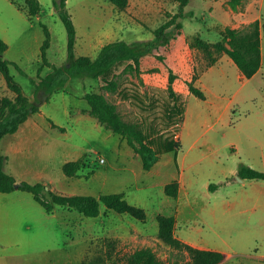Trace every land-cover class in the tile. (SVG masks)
Here are the masks:
<instances>
[{"label":"rangeland","instance_id":"1","mask_svg":"<svg viewBox=\"0 0 264 264\" xmlns=\"http://www.w3.org/2000/svg\"><path fill=\"white\" fill-rule=\"evenodd\" d=\"M213 1L191 0L185 8V18H180L184 22V33L169 45H159L144 55L138 67L126 61L116 66L106 79L74 76L71 77L69 88L74 94H79L84 89L87 92L100 93L115 106L126 121L141 124L142 117L148 115L147 126L151 130L155 126L157 129L162 128L164 122L170 118L167 116V108L173 101L167 89L170 71L178 63V54L187 48L198 47L201 55L196 56L197 66L194 68V73H198L211 58L198 43L196 44V37L212 41L211 43H227L221 36L223 27H213L217 21L210 13L209 5ZM253 1L250 0L249 3ZM40 2L41 14L31 19L24 0H19L24 8L10 0H0V37L9 44L5 56L17 62L25 71L22 73L11 66L15 80L33 99L41 92L40 68L43 67L40 72L43 77L52 71L51 67L43 66L41 46L45 40V32L41 23L48 25L52 33L47 59L60 66L68 63L67 29L55 10L54 0ZM176 2L151 0L150 4L141 5L137 0H132L124 10L119 9L110 0H67V6L81 32L86 29L89 36L95 35L94 45H100L119 39L129 42L153 40V30L169 19L170 13L179 12V3L175 4ZM191 12H194L195 16ZM262 21L264 53V13ZM102 30H105L104 35L97 40V36L102 35ZM86 44L87 39L82 36L78 54L81 55ZM210 51L211 57L225 54L217 52L214 48H210ZM237 70V64L228 61V58H223L210 69L205 75L209 85L206 90L207 100L192 92L183 97L181 89L186 90V86L183 82L176 83L178 104L184 110L188 108L189 113L182 127L185 138L180 149L175 152L186 155L188 164H193L187 168L186 178L192 179L195 184L191 191L190 203H179L183 206L184 213L181 225H188L189 233L193 234L195 239L220 241L222 237L233 242L236 239L243 240L245 233L241 234V231L249 229L247 218L233 219V224H230L223 207L219 208L223 213L213 211L214 208L218 209L216 205L220 204L221 196L245 192L244 188L240 187L241 179L238 173H232V168L239 171L241 164H249L250 161L259 167L262 164V149L252 145L250 133L255 130V136L264 137V129L259 133L256 129H250V122L244 118L246 114H264V63L261 72L249 83L238 77ZM0 75L5 80L1 72ZM203 91L206 92L204 89ZM131 92L143 95L148 102L147 110L137 107L131 100ZM10 93L12 95H9ZM5 95L14 96V93L6 82L3 84L0 81V100ZM61 97V94L56 96L55 105L61 103ZM213 101L223 105L231 102V105L225 110L222 107L217 108ZM70 102L71 108L74 109L73 116H64L63 119L68 132L55 130L52 136H55L57 141L51 146L53 155H41L36 162L41 173H45L43 178L48 182L46 190L49 193L63 191L67 192L66 194L94 196L125 192L131 203H139L137 205L145 208L147 219L143 221L129 213L108 210L104 204L101 205V214L96 217L87 216L65 205H57L54 212H48L38 202L34 213L30 207L24 212L26 222L35 213L42 214V217L34 219V228L24 229L20 226L14 230L8 227L7 232L0 233L2 243L22 241L44 244V247L63 248L64 251L74 254V262L77 264H130L129 260L142 250L151 251L161 264L190 258L189 251L174 247L160 237L158 215H174L178 207L176 198L166 194L163 185L165 180L177 172L175 158L172 162L168 157H175V153L165 155L164 163L156 166L155 171L146 170L140 155L110 126H96V121L77 117L75 107H90L86 99L80 101L71 97ZM176 119L178 120L179 116H176ZM180 124L181 121L171 125L172 139L174 132L176 139L180 138ZM75 157L85 158L83 167L77 176L68 177L61 167L62 163ZM223 168L227 169L225 176V172L222 173ZM30 178L37 180L34 176ZM208 178H211L212 183L218 184V187L208 189L204 184ZM25 192L34 199L31 192ZM262 221L264 219L260 218L251 221L255 234L259 236L257 247L261 246L264 235V229L258 227L262 225ZM10 249V246L4 248L0 245V253L16 252Z\"/></svg>","mask_w":264,"mask_h":264},{"label":"trees","instance_id":"2","mask_svg":"<svg viewBox=\"0 0 264 264\" xmlns=\"http://www.w3.org/2000/svg\"><path fill=\"white\" fill-rule=\"evenodd\" d=\"M20 8L19 0H10ZM119 9L124 10L129 6L130 0H110ZM179 3V12L170 13L169 19L153 30V40H136L129 42L125 39H119L105 44L99 55L95 58L88 55H78L76 44L78 39L77 27L74 23L71 12L67 6V0H54L55 10L63 20L68 34V63L57 65L47 59V49L51 46L52 33L48 25L41 23L45 40L41 46L43 66H49L52 71L45 77L39 76L41 81L39 88L41 92L35 99L31 98L23 89V86L17 82L11 73V66L16 67L22 73L25 71L20 65L8 59L5 54L9 48L6 40L0 37V72L3 74L6 83L14 96L5 95L0 100V192H12L16 189L31 192L37 202L45 207L48 212H53L57 205H65L75 208L87 216L96 217L102 212L101 205L104 204L108 210H115L119 213H129L140 219H147L145 208L131 203L125 192H109L100 196L82 195V194H63L46 190V184L43 182L32 183L26 180L19 181L14 175L7 172L6 163L8 156L3 153L1 142L5 135L16 132L32 114L40 111L42 104L50 101L52 95L64 88L71 77H90L94 79H106L113 69L130 61L135 67H138L144 55L151 52L155 47L169 45L172 40L177 39L184 33L185 7L191 0H176ZM244 0H230L233 6L242 4ZM28 16L33 19L42 12L40 0H24ZM194 15V12H191ZM181 18V19H180ZM262 19H256L251 23L233 28L227 26L221 32L225 38L226 44L221 41L211 43L208 40L196 37L195 42L207 52L210 64L217 61V57H211V49L217 52H225L231 57L246 77H252L262 67ZM196 77V76H195ZM177 75L170 71L168 81V93L172 98V103L168 106V118L162 128L153 127L152 130L147 126L148 115L142 117L141 124L126 121L122 114L117 111L104 96L100 93L89 91L84 98L91 106V112L103 124L120 134L127 140L129 145L140 155L143 161V167L146 170L151 169L159 160L160 156L169 151H177L181 147V141L176 139L174 132L173 139L171 125L184 119V108L178 104V95L174 87ZM189 90L200 98H205V92L197 87L193 81H187ZM131 100L137 104L140 110H147L148 102L139 92L129 93ZM171 114V115H170ZM179 116V119H176ZM179 128V127H178ZM177 130V129H175ZM85 158L71 160L64 164L63 171L69 176H77L83 167ZM238 175L244 179H264V171L256 169L248 164H241ZM218 184L212 183L210 188H217ZM165 192L169 196L177 197L179 194V181L172 180L165 185ZM158 221L160 225V237L170 245L179 249L189 251L190 258L174 261L171 264H219L226 258V254L221 251L206 250L193 247L175 235L176 218L174 215L159 214ZM130 264H161L149 250H142L138 255H134Z\"/></svg>","mask_w":264,"mask_h":264},{"label":"crops","instance_id":"3","mask_svg":"<svg viewBox=\"0 0 264 264\" xmlns=\"http://www.w3.org/2000/svg\"><path fill=\"white\" fill-rule=\"evenodd\" d=\"M247 1L248 0H244L242 4H239L235 7L231 4L230 0H214L209 5L210 13H212L215 18H217V21H215L213 27H223V29H225L227 26L240 28L256 19H262V15L264 13V0H254L250 3V0L248 2ZM131 2L132 0H130V3ZM137 2L143 5V3L150 4L151 0H137ZM175 4H177V2ZM76 27L78 33L76 52H78L79 43L82 39V36H84L87 39V44L84 48V51H81V55H88L93 58L97 57L102 47L107 43L103 42L100 45H94L95 43L93 42V40L95 38V35L89 36L86 29L81 32L77 24ZM104 31L102 30L103 33L101 36H97V40H100L102 38V36L104 35ZM198 54L201 55L200 49L198 47L187 48L184 52L181 51V53L178 54V63L175 67H172L173 72L175 73V75H177V78L174 82L175 89L176 83L178 82H183L186 86V90H184L183 88L181 89L183 97L191 93L187 85V81H193L197 87L200 86L202 90L204 89L206 91L209 87L205 77L208 71L215 67L223 58H228V61L232 63L234 62V60L229 57L227 53L222 54L219 57H217L216 55L217 61L214 64H210L208 62V64L204 66L203 70L198 71V73H194V68L197 66L196 56ZM262 68L263 64L261 69L249 78L243 74L239 67L237 70V74L239 78L245 79L246 82L249 83L250 80H252L257 74L261 72ZM0 78V81H2L4 84V82L6 81L2 79V77ZM70 81L71 78L64 88L56 91L52 95L50 101L42 104L40 111L32 114L23 124H21L20 128L16 132L9 133L2 139V151L8 156L5 168L7 172L14 175L19 181L27 180L32 183H48L47 180L43 178L45 173H41L40 167L37 166V159L39 156L44 154L53 155V153H51V146H54V142L57 141L55 136H52L55 130H62V132L64 133L68 132V128L63 119L64 116H73L74 109L71 108L70 98L73 97L77 100L82 101V99H85L84 95L87 93L86 89H84L79 94H74L69 88ZM60 94L62 96L60 99L61 103H57L55 105L54 102L56 101V96H59ZM9 95L12 94L10 93ZM202 99H208L207 91L205 92V98ZM213 103L217 105V108L222 107L225 110H228L231 105V102H228L225 105H223V103H216L214 101ZM75 109L77 110V117H79L80 119L91 120L93 122L96 121V126H98L97 124L105 126L94 114H92L91 106L75 107ZM188 113L189 109L186 108L184 110V119L183 121H181L180 131L178 134L180 135L179 140L181 142L183 141V138H185L183 137L182 127L184 126L183 123L186 122V116ZM246 115L247 116H245L244 119L245 121L247 119L248 122H250V129H256V132L258 131V133L264 129L263 113ZM252 132L254 133L255 130ZM253 133H250V141H252L253 146L262 149V164L259 167L256 163L250 161L248 165L254 168L257 167L264 169V137L255 136ZM246 134L248 135L247 131ZM173 152L175 153V157H172L173 155H168V157L172 162L173 158H175L177 164V172L173 173L168 178V180H165L163 182V185L165 187V185L172 180L179 181V194L177 197H175L178 202V207L176 208V212L174 214L176 218L175 235L183 242L193 247L224 252L226 254V258L219 264H264V235L261 246L257 247L256 244L259 243V236L255 234V231L251 225V221L254 219H264V179L242 178L240 187L244 188L245 192L237 193L235 195L231 194L221 196V200L219 201L220 204L216 205L218 209L214 208L213 210H218L223 213V211L219 209L223 207L224 214L226 215V218L229 220L230 224H233V219L240 217L247 218L249 220V229L241 231V234L245 233V237L243 240L236 239L232 242L229 241V239L222 237L220 241L203 238L195 239L193 234L189 233V226L186 225L184 227L181 225V221L184 218V213L183 206H180L179 204L180 202L185 203V201L190 203L192 194L191 191L195 184L192 179L188 180L186 178V171L187 168L192 167L193 164L190 162L188 164L187 156L180 155L179 151H169L163 153L160 156L159 160L155 163V165L149 170L155 171L156 166H160L162 163H164L163 157ZM77 159H79V157H75L73 160ZM68 161L71 160L67 159L62 163V169L64 164ZM226 170L227 169L225 168L222 169V173L225 172L224 176L226 175ZM231 171L232 173L233 171L238 173L237 168H232ZM31 176L36 177L37 180H31ZM204 184L208 189H211V178H208ZM62 193L66 194L67 192L62 191ZM37 203L38 202L35 200V198L33 199L30 195H28L24 190L21 189H16L12 192H0V233L7 232L8 227L14 230L20 226L24 229L34 228V219L42 217V214H40L39 212L36 215L35 213L26 222V215L24 216V212H26V209L30 207L31 212L34 213V209ZM55 209H57V206ZM263 222L264 221H262V225H258V227H262L264 229ZM1 236L2 234H0V245H2L4 248H8L10 246V250H14L16 252L10 254L0 253V264H77L74 262V254L72 252L64 251L63 248L44 247V244L26 243L22 241L6 242L5 244H3ZM40 246H42V248H40ZM37 250L38 252H36Z\"/></svg>","mask_w":264,"mask_h":264},{"label":"water","instance_id":"4","mask_svg":"<svg viewBox=\"0 0 264 264\" xmlns=\"http://www.w3.org/2000/svg\"><path fill=\"white\" fill-rule=\"evenodd\" d=\"M239 178L242 180V178L239 176Z\"/></svg>","mask_w":264,"mask_h":264},{"label":"built area","instance_id":"5","mask_svg":"<svg viewBox=\"0 0 264 264\" xmlns=\"http://www.w3.org/2000/svg\"><path fill=\"white\" fill-rule=\"evenodd\" d=\"M103 160H104V158H103Z\"/></svg>","mask_w":264,"mask_h":264}]
</instances>
